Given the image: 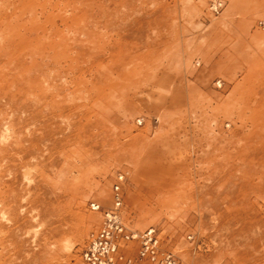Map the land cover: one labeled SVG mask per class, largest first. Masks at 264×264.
<instances>
[{"label":"rangeland","instance_id":"1","mask_svg":"<svg viewBox=\"0 0 264 264\" xmlns=\"http://www.w3.org/2000/svg\"><path fill=\"white\" fill-rule=\"evenodd\" d=\"M86 16L72 99L24 134L19 116L1 134L0 109V264H81L120 172L123 220L155 227L177 264H264V0H89ZM48 74L29 73L26 103L56 91Z\"/></svg>","mask_w":264,"mask_h":264},{"label":"bare ground","instance_id":"2","mask_svg":"<svg viewBox=\"0 0 264 264\" xmlns=\"http://www.w3.org/2000/svg\"><path fill=\"white\" fill-rule=\"evenodd\" d=\"M3 1L6 3L0 7V23L6 22L18 29L11 30L12 33H9L11 37L0 43V109H5L4 113H11L9 118L3 121L5 130L1 134H8L10 125L14 124L18 116L23 119L19 134H24L25 129H31L29 122L41 115L43 106H58L60 101L71 100L73 92H75L71 86L83 84L82 76H70V74L77 67H80V71L83 73L79 64L80 59L89 56V42L87 41L89 37L86 38L89 28L82 26V23L79 22L84 21L89 24V17H85L89 13V0ZM57 9L58 13L55 12ZM49 24H51V28L48 27ZM28 33L34 36L31 37ZM22 53L30 56V61L16 58ZM36 66H39L40 69L41 67L48 69L50 85L56 90L51 94H43L40 89L36 90L39 91L37 100L40 101V105L37 107L33 106L31 102L24 101L37 89L34 85L35 79L29 75ZM51 68L56 74L50 73ZM68 77L69 80H67ZM58 78H66V82L57 84ZM60 89L63 90L62 93L59 91ZM22 92L27 94L23 95ZM18 93L23 96L19 97ZM18 99L23 102L19 103ZM53 113L52 115H54ZM255 114L257 111L253 116ZM255 121L258 122H255L257 127L259 124L264 128V120L255 115ZM259 139H263L261 134H253L247 138L246 143H254ZM100 193H103V190Z\"/></svg>","mask_w":264,"mask_h":264},{"label":"built area","instance_id":"3","mask_svg":"<svg viewBox=\"0 0 264 264\" xmlns=\"http://www.w3.org/2000/svg\"><path fill=\"white\" fill-rule=\"evenodd\" d=\"M124 180L125 174L118 173L113 184V206L104 211L102 225L85 243L80 255L81 264H135L143 260L153 264H177V255L161 246L155 227L133 230L123 220ZM89 207L93 211H102L97 201H91ZM132 242L138 243L139 248L135 254H127L123 248Z\"/></svg>","mask_w":264,"mask_h":264}]
</instances>
